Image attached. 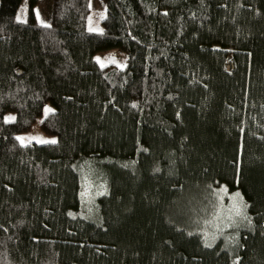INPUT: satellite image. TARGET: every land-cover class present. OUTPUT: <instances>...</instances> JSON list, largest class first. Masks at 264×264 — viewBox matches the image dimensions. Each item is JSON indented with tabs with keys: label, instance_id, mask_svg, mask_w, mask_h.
I'll use <instances>...</instances> for the list:
<instances>
[{
	"label": "trees",
	"instance_id": "1",
	"mask_svg": "<svg viewBox=\"0 0 264 264\" xmlns=\"http://www.w3.org/2000/svg\"><path fill=\"white\" fill-rule=\"evenodd\" d=\"M22 1L0 0V264H264V0H105L95 31L92 0L48 24ZM48 102L56 142L17 139Z\"/></svg>",
	"mask_w": 264,
	"mask_h": 264
},
{
	"label": "rangeland",
	"instance_id": "2",
	"mask_svg": "<svg viewBox=\"0 0 264 264\" xmlns=\"http://www.w3.org/2000/svg\"><path fill=\"white\" fill-rule=\"evenodd\" d=\"M52 9V0H39L35 6V12L38 18V21L48 24L50 23V14ZM29 12V1L23 0L19 11H18V19L21 21H26L28 19ZM106 14V3L105 0H92L91 2V11L88 15V25L92 31L99 30L101 28V19ZM97 57L101 58V62L111 63V58L115 59V63L119 65H124L127 61L126 53L118 47L109 48L105 51L98 52ZM108 58V59H105ZM48 109H53V105L48 102L45 104L42 114L39 115L35 122H33L30 129L18 133V137L23 138L20 139L23 143H43L42 141H52L57 140V135L52 133H46L41 128V120L43 117L50 111ZM14 113L9 112L7 114V119L13 118ZM183 144L186 149L190 147V141L187 136H183L182 138Z\"/></svg>",
	"mask_w": 264,
	"mask_h": 264
},
{
	"label": "snow or ice",
	"instance_id": "3",
	"mask_svg": "<svg viewBox=\"0 0 264 264\" xmlns=\"http://www.w3.org/2000/svg\"><path fill=\"white\" fill-rule=\"evenodd\" d=\"M105 59H108V58H105ZM97 61L98 62H101V58L100 57H97ZM110 62H112V63H115L116 61H115V59L114 58H111V60H110ZM101 66L103 67L104 66V64L101 62ZM47 111H52L51 109H48ZM10 119H14V118H10ZM17 139H23V138H20V137H18ZM43 143H55L56 141L55 140H52V141H42ZM237 195H239V193H237Z\"/></svg>",
	"mask_w": 264,
	"mask_h": 264
}]
</instances>
